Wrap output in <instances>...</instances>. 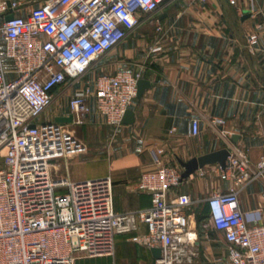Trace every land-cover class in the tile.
<instances>
[{"label":"built area","instance_id":"1","mask_svg":"<svg viewBox=\"0 0 264 264\" xmlns=\"http://www.w3.org/2000/svg\"><path fill=\"white\" fill-rule=\"evenodd\" d=\"M163 1L46 0L21 16L13 12L17 2L0 0V150H6L0 166V264H74L78 255H113L120 234L148 250L159 248L153 264H192L198 235L189 228L187 210L194 200L185 193L169 196L182 181L178 165L161 163L141 174L135 189L150 195L148 207L115 212L109 176L74 182L52 176L53 160L78 157L85 146L63 123L36 122L52 103L55 87L85 75ZM8 14L13 16L5 20ZM256 42L257 35L250 34L248 44ZM141 76L117 70L78 88L68 101L71 123L84 122L93 96L96 110L116 132ZM189 126L191 135L199 133L196 117ZM228 150L225 167H215L217 177L231 183L205 199L208 222L227 243L226 264H264L262 205L246 211L238 200L245 186L264 175V157L252 168L243 148ZM260 198L264 201V189ZM141 224L145 233L139 232Z\"/></svg>","mask_w":264,"mask_h":264},{"label":"crops","instance_id":"2","mask_svg":"<svg viewBox=\"0 0 264 264\" xmlns=\"http://www.w3.org/2000/svg\"><path fill=\"white\" fill-rule=\"evenodd\" d=\"M10 1L18 3L14 14L25 16L46 0ZM253 11L260 18L264 14V0H238L237 6L229 5L226 0L206 3L164 0L150 16H143L142 22L94 61L85 75L79 79L67 78L55 87L51 111L44 121H41L43 113L36 119L37 123H48L55 122L57 116H67L68 101L78 88L93 86L99 74L123 70L140 71L141 78L150 83L130 107L134 112L133 123L122 124L108 153L81 154L68 161L57 158L52 162L51 173L73 182L109 176L113 210L123 212L150 205V195L136 191L135 185L142 173L161 163L176 164L182 172L179 160L239 146L246 151L254 168L264 157V36L258 41L261 49L258 54L262 58L250 57L246 40L256 21ZM156 19L161 31L155 29ZM155 47L159 49L151 50ZM5 65L11 67V61L5 60ZM87 102L90 110L84 120L86 130L108 126L96 110L94 97L90 96ZM192 117L199 120V133L195 136L190 134ZM213 118H220L223 123L213 125ZM63 124L81 132V126ZM100 158H108V173L94 175L81 167L90 162L92 165ZM213 165L216 164L198 168L169 192L171 197L185 193L194 200L187 213L189 228L195 231L194 210L205 209L207 213L205 199L231 183L211 174ZM263 189L264 175L241 190L240 207L247 211L261 204L264 217V201L260 198ZM139 232H146L144 224ZM195 250L192 264H222L227 243L221 233L201 235L197 236ZM154 259L150 250L132 242L129 235L120 234L114 238L113 255H78L74 264H153Z\"/></svg>","mask_w":264,"mask_h":264},{"label":"rangeland","instance_id":"3","mask_svg":"<svg viewBox=\"0 0 264 264\" xmlns=\"http://www.w3.org/2000/svg\"><path fill=\"white\" fill-rule=\"evenodd\" d=\"M253 13L255 14V11H253ZM145 16H147V15H145ZM148 16H150V15H148ZM254 16H255L256 21L254 22L253 26L251 27L249 35L250 34H256L257 35V42L253 45H249L248 39H247L246 40V47H247L249 56L254 57L255 59L259 60L262 58V56H260V54H258L261 51L258 41H259V38L261 36H264V14H261L260 15L261 17L258 19H257L256 14ZM155 29H156V26H155ZM262 72L264 73V66L262 67ZM51 106H52V103L45 109V111L41 115V119H42L41 121H44L46 119V115L51 111ZM84 122L80 125L76 124L77 126H81V128H82L80 133H77L78 132L77 130H76L77 132H74L72 130L71 126H66V124H63V126L65 127V129L72 132L73 135L83 143V145L85 146V150H86L83 153L84 155L87 154L88 156H96V155H100L102 152L108 153L107 150L109 147H113V144L115 143V140L117 139L118 134L120 133L121 127L115 132L110 126L99 125L97 129H91V130L87 131L86 127L84 126L85 125ZM124 135L125 136L128 135L127 130L124 132ZM5 153H6L5 148L0 150V166H1V161L3 160V157L5 156ZM74 158L67 159L66 161L74 159ZM103 159L100 158V159L96 160V162L92 163V165H89V164H91V162L88 165L83 164V165H81V167L85 168V170H87L90 174H94V175L99 174L103 171H107V173H108V166H109L108 158L107 159L103 158ZM210 168H213L210 170V173L215 174L217 176V170H216L215 165L210 166ZM76 170L78 171V174H80V169L77 168ZM52 176L56 177V175H54V173L52 174ZM117 198H118V196H117ZM197 210H198L196 212V232H197V235L198 236H201V235L204 236L206 234V235L216 236V235L220 234L218 231L211 228V226L208 222V218L205 215L200 214L199 209H197ZM222 264H226V262L222 261Z\"/></svg>","mask_w":264,"mask_h":264},{"label":"water","instance_id":"4","mask_svg":"<svg viewBox=\"0 0 264 264\" xmlns=\"http://www.w3.org/2000/svg\"><path fill=\"white\" fill-rule=\"evenodd\" d=\"M12 14H8L5 16V20H9L12 18ZM150 86L148 80L144 78H140L137 81V98H140L146 88ZM55 122L59 123H71L72 115L68 114L67 116H57L54 118ZM134 121V112L131 109L126 110L122 122L124 124H132ZM229 155V150L227 148H221L212 152H208L206 154L192 157L187 161L179 160V164L183 168L181 172V179L189 177L195 170L203 167L206 164H218L221 168L225 167L227 157ZM151 254L154 258L159 257L160 250L159 248H151Z\"/></svg>","mask_w":264,"mask_h":264},{"label":"trees","instance_id":"5","mask_svg":"<svg viewBox=\"0 0 264 264\" xmlns=\"http://www.w3.org/2000/svg\"><path fill=\"white\" fill-rule=\"evenodd\" d=\"M197 211H198V210H194L195 214H196ZM199 213H200V214H203V215H205V216L207 217V213H206V210H205V209L200 210Z\"/></svg>","mask_w":264,"mask_h":264}]
</instances>
